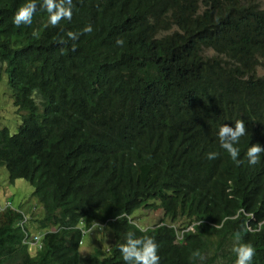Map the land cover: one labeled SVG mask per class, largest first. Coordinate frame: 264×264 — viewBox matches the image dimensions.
<instances>
[{"label": "trees", "instance_id": "trees-1", "mask_svg": "<svg viewBox=\"0 0 264 264\" xmlns=\"http://www.w3.org/2000/svg\"><path fill=\"white\" fill-rule=\"evenodd\" d=\"M25 2L0 0V82L4 70L14 106L27 112L17 133L0 129V168L10 184L33 187L44 214L0 212V264H125L118 245L128 232L155 240L159 264H235L238 233L256 250L252 264H264V229L255 231L264 153L254 166L246 157L264 146V8L73 0L72 19L53 27L36 0L32 24L16 27ZM89 24L91 33L68 39ZM238 119L247 128L234 145L239 165L217 136ZM141 209L164 211L165 221L144 229L132 217ZM28 219L50 230L36 253L24 244ZM94 223L114 240L84 256L83 225Z\"/></svg>", "mask_w": 264, "mask_h": 264}, {"label": "clouds", "instance_id": "clouds-1", "mask_svg": "<svg viewBox=\"0 0 264 264\" xmlns=\"http://www.w3.org/2000/svg\"><path fill=\"white\" fill-rule=\"evenodd\" d=\"M43 9H45L48 13V24L55 27L59 25L61 20L67 19L71 20L73 16V0H43V3L41 5ZM37 10V3L36 0H26L25 3H23L15 12V15L13 17V23L16 27H20L21 25H31L32 24V18ZM92 32V26L86 25L81 32H67V37L71 41H77L79 39V36L85 33H91ZM32 35L35 37L38 35L36 31H33ZM61 44H66L67 41L61 39L59 41ZM122 40H117V45H123ZM72 50H76L75 43L72 44ZM247 134V128L245 125V122L242 119L235 120V127L229 126L228 124H222L218 129V140L220 147L223 148L231 157V159L237 164L243 163L242 160L239 159L240 156V150L235 147L234 145L237 144L240 140V138ZM264 153V146H261L259 143L252 144L248 147L246 152L247 161L250 165H256L258 164L260 154ZM207 158L209 160H214L217 158L218 153L216 152H210L207 153ZM8 208H13L11 202L9 199H6L5 205L3 208L0 207V212L5 211ZM239 213H237V216ZM116 220L122 219L120 215L115 217ZM29 223V220H25L21 226L24 229L25 238L26 235H36V234H42L46 235L47 232L50 230H38L37 233H33L32 230H27L24 227V224ZM95 224L90 229H86L83 225L85 235L92 232L96 228H100L99 226H96L92 231L87 232L91 230ZM217 229H220L223 227V223L220 222L214 226ZM244 229L246 231H253L250 225L246 224L244 225ZM264 229V219L260 220L257 223V227L255 231H259ZM43 236V238H44ZM24 238V241H25ZM43 242V239L41 241V244ZM84 242V241H83ZM24 244H26L24 242ZM28 249L32 253H36L40 248H30L28 244ZM119 251L123 257V261L125 264H159L160 257L158 255V245L155 242V240L152 237L149 236H142V237H136L133 232H128L126 234L125 240L123 243H120L118 245ZM232 252L236 255L235 264H252L253 257L256 254L255 248L252 246L251 243H243L240 242L239 234L237 233L236 240L232 247ZM196 255H199L197 253Z\"/></svg>", "mask_w": 264, "mask_h": 264}, {"label": "rangeland", "instance_id": "rangeland-1", "mask_svg": "<svg viewBox=\"0 0 264 264\" xmlns=\"http://www.w3.org/2000/svg\"><path fill=\"white\" fill-rule=\"evenodd\" d=\"M259 5L264 8V0H256ZM213 51H208L209 55H213ZM258 73L264 76V67L258 69ZM0 82V129L7 128L12 134L18 132L23 123L24 117L27 115L25 111H19L14 106L11 91L8 87L7 75L3 70ZM34 189L26 181L19 180L15 184H10L9 173L6 168H0V207L3 208L6 199H9L12 206L16 210H21L29 216L32 212L35 216L30 217L31 220L40 219L44 212L42 205H39L37 198L33 196ZM32 210V211H31ZM32 216V215H31ZM164 211H152L141 209L133 214L134 220L144 229L154 228L165 221ZM29 220L26 225L33 233L39 230L38 223ZM113 233L108 228L104 230L96 228L88 233L82 244V252L84 256H89L96 248L102 247L108 249L113 242Z\"/></svg>", "mask_w": 264, "mask_h": 264}, {"label": "built area", "instance_id": "built-area-1", "mask_svg": "<svg viewBox=\"0 0 264 264\" xmlns=\"http://www.w3.org/2000/svg\"><path fill=\"white\" fill-rule=\"evenodd\" d=\"M96 226H99V227H102L103 225H101L100 223L98 224H95L94 227L87 231V232H90L92 231L94 228H96ZM43 236L42 234H36V235H26V238H25V243L28 244L30 246V248H40L42 246L41 244V241L43 239Z\"/></svg>", "mask_w": 264, "mask_h": 264}, {"label": "bare ground", "instance_id": "bare-ground-1", "mask_svg": "<svg viewBox=\"0 0 264 264\" xmlns=\"http://www.w3.org/2000/svg\"><path fill=\"white\" fill-rule=\"evenodd\" d=\"M170 16V15H169ZM165 49V48H164ZM163 51V50H162ZM164 55V54H163ZM175 74V73H174Z\"/></svg>", "mask_w": 264, "mask_h": 264}]
</instances>
